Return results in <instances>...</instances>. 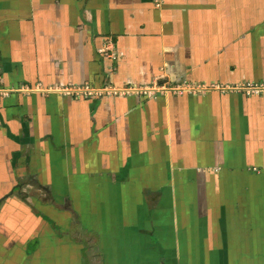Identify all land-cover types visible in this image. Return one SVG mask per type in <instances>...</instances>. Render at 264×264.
Segmentation results:
<instances>
[{
    "label": "crops",
    "instance_id": "0c3cea01",
    "mask_svg": "<svg viewBox=\"0 0 264 264\" xmlns=\"http://www.w3.org/2000/svg\"><path fill=\"white\" fill-rule=\"evenodd\" d=\"M156 80L264 82V0H0V264H264V94L42 91Z\"/></svg>",
    "mask_w": 264,
    "mask_h": 264
},
{
    "label": "built area",
    "instance_id": "2783aa9c",
    "mask_svg": "<svg viewBox=\"0 0 264 264\" xmlns=\"http://www.w3.org/2000/svg\"><path fill=\"white\" fill-rule=\"evenodd\" d=\"M158 5L162 0H155ZM161 80H156L150 85H128L123 87H92L90 85L84 86H65V87H54L48 90L42 91H57L66 96L74 97H90V96H100L104 93H107L111 96H149L157 97L159 93L167 92L172 90L177 95H183L186 92L190 93H207L210 91L220 92L223 94L226 93H240L245 96H257L264 94V82L258 81H247L239 83L237 85L222 84V83H211L206 85L204 83L198 84H189V83H180L177 87H170L168 82H162Z\"/></svg>",
    "mask_w": 264,
    "mask_h": 264
},
{
    "label": "rangeland",
    "instance_id": "374dc122",
    "mask_svg": "<svg viewBox=\"0 0 264 264\" xmlns=\"http://www.w3.org/2000/svg\"><path fill=\"white\" fill-rule=\"evenodd\" d=\"M258 96V95H257ZM83 196H91V197H93L94 195H92V194H88V195H83ZM97 196V195H96ZM76 200L77 201V199H76V195H73V199L72 200ZM29 209H31V207H29L28 205H26ZM37 213V212H36Z\"/></svg>",
    "mask_w": 264,
    "mask_h": 264
}]
</instances>
